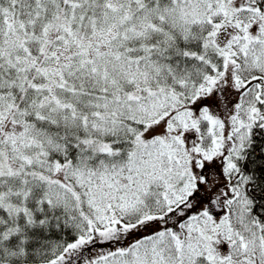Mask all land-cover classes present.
<instances>
[{
  "label": "snow or ice",
  "instance_id": "obj_1",
  "mask_svg": "<svg viewBox=\"0 0 264 264\" xmlns=\"http://www.w3.org/2000/svg\"><path fill=\"white\" fill-rule=\"evenodd\" d=\"M0 264H264V0H0Z\"/></svg>",
  "mask_w": 264,
  "mask_h": 264
}]
</instances>
